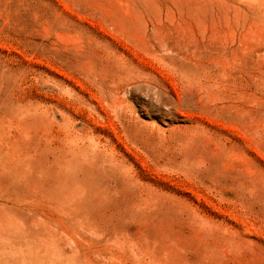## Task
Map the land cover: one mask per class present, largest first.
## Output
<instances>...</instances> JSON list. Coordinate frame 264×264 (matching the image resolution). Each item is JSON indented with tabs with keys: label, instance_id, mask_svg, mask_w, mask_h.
<instances>
[{
	"label": "rangeland",
	"instance_id": "rangeland-1",
	"mask_svg": "<svg viewBox=\"0 0 264 264\" xmlns=\"http://www.w3.org/2000/svg\"><path fill=\"white\" fill-rule=\"evenodd\" d=\"M0 264H264V0H0Z\"/></svg>",
	"mask_w": 264,
	"mask_h": 264
}]
</instances>
